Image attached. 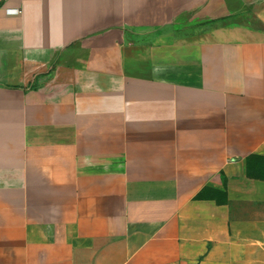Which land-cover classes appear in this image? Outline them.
<instances>
[{
	"label": "crops",
	"instance_id": "1",
	"mask_svg": "<svg viewBox=\"0 0 264 264\" xmlns=\"http://www.w3.org/2000/svg\"><path fill=\"white\" fill-rule=\"evenodd\" d=\"M0 264H264V0H0Z\"/></svg>",
	"mask_w": 264,
	"mask_h": 264
},
{
	"label": "built area",
	"instance_id": "2",
	"mask_svg": "<svg viewBox=\"0 0 264 264\" xmlns=\"http://www.w3.org/2000/svg\"><path fill=\"white\" fill-rule=\"evenodd\" d=\"M13 13H17V12H13Z\"/></svg>",
	"mask_w": 264,
	"mask_h": 264
}]
</instances>
